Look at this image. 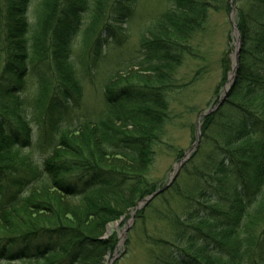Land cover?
<instances>
[{"label": "trees", "instance_id": "1", "mask_svg": "<svg viewBox=\"0 0 264 264\" xmlns=\"http://www.w3.org/2000/svg\"><path fill=\"white\" fill-rule=\"evenodd\" d=\"M234 3L241 49L233 86L201 120L196 152L174 184L189 176L193 193L168 187L184 206L164 216L168 231L155 238L145 210L136 221L149 264H264V0ZM161 4L136 50L123 56L127 43L114 25L137 16L131 0H43L32 22L30 0H0V264H101L115 244L100 240L106 227L156 192L157 154L184 158L165 141L179 71L195 60L209 14L230 8L222 0ZM86 17L76 61L90 69L106 47L113 59L103 109L63 129L34 161L24 153L35 137L57 132L81 103L72 52ZM131 70L135 82L120 78ZM27 78L37 98L25 94Z\"/></svg>", "mask_w": 264, "mask_h": 264}, {"label": "rangeland", "instance_id": "2", "mask_svg": "<svg viewBox=\"0 0 264 264\" xmlns=\"http://www.w3.org/2000/svg\"><path fill=\"white\" fill-rule=\"evenodd\" d=\"M43 0H30L29 18L33 20V15ZM139 10L134 12L135 16H130L127 22L122 25H114L117 28L120 39L126 41L127 45L121 49V55H131L137 48L138 42L145 34V30L151 25L159 10L163 8L162 0H131ZM225 6H229L227 12L223 10L211 12L205 25L204 31L195 39V60H187L181 67L178 75L180 94L172 104V123L166 130V143L174 148L182 149L185 162L195 154L196 147L193 138L200 134L201 120L205 113L213 110L214 104L218 103L229 92L232 83V72L238 61L241 49L240 36L236 29V8L234 0H222ZM224 6V5H223ZM106 10V8H105ZM108 9L106 10V12ZM88 24V18L83 20L81 32L76 36L75 46L72 52L73 60L80 54L82 33ZM93 40L86 43H92ZM107 47L104 49V58L94 67L88 69L87 64H75L76 75L82 85L81 103L71 109L64 116L62 124L57 132H46V134L35 137L34 145L28 148L24 154L30 156L34 161H42L50 151L52 142L56 141L59 133L65 128H72L82 121L95 119V112L103 109L102 100L104 88L111 74L113 59L107 54ZM223 53H228L229 71L223 79L221 70V58ZM135 70L128 71L122 75V80L135 82ZM57 75V74H56ZM219 89V90H218ZM218 91V92H217ZM25 94L37 98V92L33 80L27 78ZM226 100V99H225ZM73 106V105H72ZM216 106V105H215ZM212 113V112H211ZM210 113V114H211ZM193 128V130H192ZM129 130V129H128ZM130 131V130H129ZM194 147V148H193ZM29 153H26L28 152ZM197 162V166L202 168L207 162L208 152ZM184 162V164H185ZM179 163L175 161L174 154L164 149L157 154L155 165L151 172V177L158 183L156 192L166 187L170 182L174 185ZM181 169V168H180ZM179 169V171H180ZM175 177V179H174ZM174 179V180H173ZM173 180V181H172ZM195 180L189 176H184L172 187L181 189V195L191 196L193 193ZM175 189V188H174ZM171 189H167L162 195H158L147 205L145 202L153 195L145 198L127 210L118 221L106 227L105 233L101 235V241H115L114 248L106 254L101 264H149L148 246L141 235L143 227H139L137 218L140 213L145 217L144 225L149 236L155 238L168 231L167 223L164 221L166 214H178L184 206L185 199L181 195L176 196ZM134 230V231H133ZM111 244H113L111 242Z\"/></svg>", "mask_w": 264, "mask_h": 264}, {"label": "water", "instance_id": "3", "mask_svg": "<svg viewBox=\"0 0 264 264\" xmlns=\"http://www.w3.org/2000/svg\"><path fill=\"white\" fill-rule=\"evenodd\" d=\"M235 73H236V67H234V69H233V72H232V83H231V87L233 86V82H234V79H235ZM226 97H227V94L224 96V98L222 99V100H220L217 104H216V106H214V108H213V110L212 111H210V112H208V113H205L203 116H202V118L203 117H205V116H207V115H209L211 112H214L224 101H225V99H226ZM198 141H199V135L197 136V141H196V143H195V146L194 147H196L197 146V144H198ZM193 147V148H194ZM186 157V156H185ZM184 157V158H185ZM184 158L181 160V162L179 163V167H178V169H177V171H176V174H175V177L177 176V174H178V172H179V169L182 167V165L184 164V162H185V160H184ZM175 177H174V179H175ZM173 179V180H174ZM172 180V181H173ZM171 185V182L166 186V187H164V188H162L161 190H159V191H157V192H155L146 202H145V204L147 205L149 202H151L155 197H157L158 195H160L162 192H164L165 190H167L168 189V187Z\"/></svg>", "mask_w": 264, "mask_h": 264}]
</instances>
